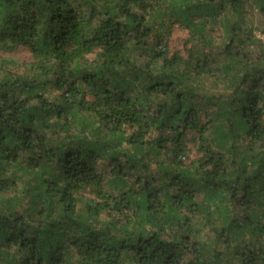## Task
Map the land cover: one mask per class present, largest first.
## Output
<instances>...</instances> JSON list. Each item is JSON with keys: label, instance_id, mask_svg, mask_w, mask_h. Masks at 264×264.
<instances>
[{"label": "trees", "instance_id": "obj_1", "mask_svg": "<svg viewBox=\"0 0 264 264\" xmlns=\"http://www.w3.org/2000/svg\"><path fill=\"white\" fill-rule=\"evenodd\" d=\"M257 30L264 0H0V264H264Z\"/></svg>", "mask_w": 264, "mask_h": 264}, {"label": "rangeland", "instance_id": "obj_2", "mask_svg": "<svg viewBox=\"0 0 264 264\" xmlns=\"http://www.w3.org/2000/svg\"><path fill=\"white\" fill-rule=\"evenodd\" d=\"M188 33L180 28H177L170 39L172 49H181L184 47V41L186 40ZM256 36L264 42V32L256 31ZM14 59L20 62L29 61V53L23 48H17L16 51L10 55Z\"/></svg>", "mask_w": 264, "mask_h": 264}]
</instances>
